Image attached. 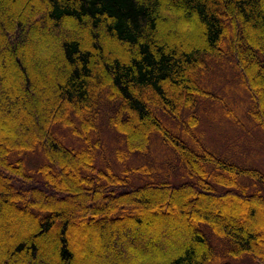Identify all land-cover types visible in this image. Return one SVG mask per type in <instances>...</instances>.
<instances>
[{"label":"trees","instance_id":"16d2710c","mask_svg":"<svg viewBox=\"0 0 264 264\" xmlns=\"http://www.w3.org/2000/svg\"><path fill=\"white\" fill-rule=\"evenodd\" d=\"M224 42L264 131V0H0V264H93L76 226L94 233L106 264L128 254L139 264H212L211 237L226 256L264 264V172L190 144L154 110L177 121L192 111L182 124L194 140V108L207 94L196 73ZM104 110L120 162L148 153L158 135L189 179L136 182L147 170L114 171ZM30 153L42 157L32 168ZM173 234L182 246L140 255L149 243L164 252Z\"/></svg>","mask_w":264,"mask_h":264},{"label":"rangeland","instance_id":"374dc122","mask_svg":"<svg viewBox=\"0 0 264 264\" xmlns=\"http://www.w3.org/2000/svg\"><path fill=\"white\" fill-rule=\"evenodd\" d=\"M204 62L205 66L197 71L196 78L207 94L198 96L197 104L194 108L195 114L199 117L198 124L194 127L193 133H191L195 137L194 140L191 136L184 133L182 124L189 119L192 111L183 110L180 121L171 118L160 108L154 109L155 114L170 130L190 144L198 140L219 157L223 158L224 156L240 165L255 167L264 172V131L251 121L249 109L252 105V100L248 90L241 83L240 72L235 67L234 58L227 50V43H223L222 55H205ZM109 115L110 112L108 113L107 110H104L100 116L99 131L104 147L103 151L114 171L117 172V170L124 167H142L147 170L133 174V180L136 182L149 180L151 176L156 179H167L172 183H179L189 179L186 167L182 164L178 155L173 149L163 143L158 135H153L151 138L148 153L133 154L126 162H120L116 150L119 146L120 148H123V146L119 143L120 136L116 135L109 126ZM56 126H53V130L62 142L65 144H67L65 140L68 143L74 142L69 130L60 128L56 131ZM28 156V163L31 168L42 161L41 153H30ZM14 217L15 219H20L18 222L21 228L27 227V222L23 218ZM186 229L184 226L180 227L182 232H185ZM204 232L210 240V235L212 234L207 228H204ZM74 237L79 248L89 246V249L91 248L92 252H94L95 260L93 264H106V261L102 260L106 252L99 247L91 230L83 232L76 226ZM166 240L167 242L165 243ZM163 241L168 247L164 252L156 244L149 243L144 248L145 250L143 245H140L142 250L140 255L143 254L142 256L150 259L151 254L154 253L153 251H159L158 254L165 252L168 254V251L172 250L173 247L177 249L182 246L181 241L177 239L175 234L169 239L166 237ZM210 242L215 251L212 264H258L247 256L241 258L226 256L223 253L225 246L220 245L214 237H211ZM135 244H139V242L136 241ZM124 264H139V261L128 254L125 257Z\"/></svg>","mask_w":264,"mask_h":264}]
</instances>
